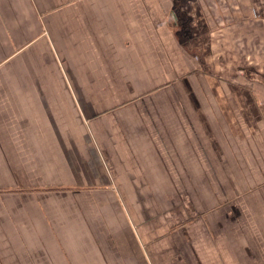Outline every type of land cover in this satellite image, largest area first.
I'll return each instance as SVG.
<instances>
[{
	"label": "crops",
	"instance_id": "obj_1",
	"mask_svg": "<svg viewBox=\"0 0 264 264\" xmlns=\"http://www.w3.org/2000/svg\"><path fill=\"white\" fill-rule=\"evenodd\" d=\"M248 173L264 0H0V264H264Z\"/></svg>",
	"mask_w": 264,
	"mask_h": 264
},
{
	"label": "rangeland",
	"instance_id": "obj_2",
	"mask_svg": "<svg viewBox=\"0 0 264 264\" xmlns=\"http://www.w3.org/2000/svg\"><path fill=\"white\" fill-rule=\"evenodd\" d=\"M187 31H180V38L182 40H185V36H186ZM222 66H224L223 63H221ZM18 66V65H17ZM21 69V72L23 71L24 65L22 64L18 66ZM25 70V68H24ZM228 74V73H227ZM25 79V78H23ZM239 80H244L243 79H239ZM4 84H11L10 79H7L6 82ZM15 84V83H12ZM156 102H160V101H165V99H161L159 100L156 99ZM163 116H165L163 114ZM233 177V181L238 184L239 190L237 191V194L239 196H243V203L239 206V208H237L234 203H232V208L234 210H236L237 215H241L240 219V223L244 229V231H247L250 234V230H256V229H261L264 230V187H261L259 190L254 191V192H249V187L251 186L252 183V177L251 175L248 173L246 175L244 174H237L231 175ZM259 180H261V178H259ZM197 186L200 187L199 189H203V185L200 182H197ZM227 190V188H226ZM231 191V190H228ZM240 193V194H239ZM242 193H246V195H242ZM249 193V194H248ZM226 209V207H225ZM241 209L243 210V212H240ZM231 220H227L226 224L227 226L225 228L222 229H233L234 227H236L235 224H232L230 222Z\"/></svg>",
	"mask_w": 264,
	"mask_h": 264
}]
</instances>
